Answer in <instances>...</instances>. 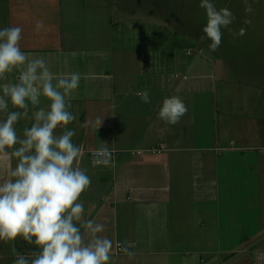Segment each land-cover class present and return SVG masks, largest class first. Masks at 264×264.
Returning <instances> with one entry per match:
<instances>
[{
    "label": "crops",
    "instance_id": "crops-1",
    "mask_svg": "<svg viewBox=\"0 0 264 264\" xmlns=\"http://www.w3.org/2000/svg\"><path fill=\"white\" fill-rule=\"evenodd\" d=\"M92 1L8 0L7 27L22 29L21 51L43 59L56 79L80 75L66 97L77 120L62 128L75 132L82 149L74 166L91 179L80 197L84 218L102 223L99 235L113 241L108 264H264V63L258 84L221 76V56L201 40L199 0L183 7L198 37L178 21L163 44L156 26L142 25L148 20L123 22L111 0ZM231 37V53L258 46ZM6 75L5 83H15L19 71ZM144 90L149 103L136 95ZM173 96L187 112L169 125L158 112ZM48 103L41 98L40 107ZM35 110L15 125L18 137ZM101 142L119 151L107 167L89 159ZM160 145L168 150L148 152ZM138 150L144 153H132ZM13 166L0 158V182ZM124 241L133 255L118 253Z\"/></svg>",
    "mask_w": 264,
    "mask_h": 264
},
{
    "label": "clouds",
    "instance_id": "clouds-1",
    "mask_svg": "<svg viewBox=\"0 0 264 264\" xmlns=\"http://www.w3.org/2000/svg\"><path fill=\"white\" fill-rule=\"evenodd\" d=\"M244 4L245 13L254 11L249 0ZM199 7L206 16L201 40L210 41L209 49L216 51L222 42V29L229 28L235 17L226 7L217 9L213 0H200ZM42 27L43 22L38 21L36 30ZM21 32L20 27L0 29V81L19 71L17 82L0 83V113H6L0 121V158L14 162L10 178L0 182V241L11 243L21 238L34 246L35 251L27 254L13 247V264H108L113 241L99 235L105 230L102 223L84 218L80 197L91 179L86 170L74 166L82 149L72 142L75 132L62 128L77 120L68 110L71 104L66 97L78 88L80 75L71 73L56 79L43 59L29 60L20 49ZM231 34L242 37L246 29ZM136 95L144 103L150 102L147 90ZM41 98L49 102L47 109L40 107ZM30 109H36L30 117L33 122L20 138L15 125L29 117ZM186 112L178 96L168 97L158 118L175 125ZM101 122L97 118L95 123L100 126ZM92 163L106 167L112 163L106 142L93 153ZM131 246L130 241H124L121 250L131 256Z\"/></svg>",
    "mask_w": 264,
    "mask_h": 264
},
{
    "label": "rangeland",
    "instance_id": "rangeland-1",
    "mask_svg": "<svg viewBox=\"0 0 264 264\" xmlns=\"http://www.w3.org/2000/svg\"><path fill=\"white\" fill-rule=\"evenodd\" d=\"M97 1L101 0H95L92 2L97 3ZM111 2L112 13L116 19L123 18V22L128 21L133 23L148 20L143 22L142 25L146 23L156 26L157 44H163L166 41L167 35L171 32L168 26L174 28L175 23L178 21H181L182 28L187 35H192L191 38L196 39L197 33L195 31L197 30L192 26L193 30L191 29V22L185 18L184 13V4L186 2L188 3V11H190L193 8L192 4L195 3L194 0H111ZM213 3L217 8H228L235 17L229 28L222 29V42L216 50L222 59L221 66L223 70L221 76L226 79L230 75L236 81L245 80L258 84L256 77L262 75V64L264 63L262 58L264 56V0H254V2L253 0H249V3L252 4L254 10L252 13H245L244 0H213ZM148 12L153 13L152 15H149ZM193 14L194 12H192L191 16H193ZM7 15L8 0H0V29L7 27ZM245 19H250L251 23L245 24ZM241 28L246 29V34L242 37H235L238 39L239 44L249 45L250 40H256L258 46L256 49L254 46H251V48L237 46L241 52L231 53V36H233L231 33L238 32ZM209 43L210 41H206L204 47H208ZM190 44L197 49L200 47V44ZM259 54L260 59L258 60L256 56ZM230 62H232L231 70L229 69ZM224 68H227L228 70L225 71ZM2 82L5 83V80ZM254 87H257V85H254ZM14 246L16 251L21 254L35 251L34 246L28 245L21 238H17L11 243L0 241V264H13V261L16 259V254L12 251Z\"/></svg>",
    "mask_w": 264,
    "mask_h": 264
},
{
    "label": "built area",
    "instance_id": "built-area-1",
    "mask_svg": "<svg viewBox=\"0 0 264 264\" xmlns=\"http://www.w3.org/2000/svg\"><path fill=\"white\" fill-rule=\"evenodd\" d=\"M167 150H168V149H167L165 146L160 145V146H158V147L155 146V147L150 148V149L148 150V152H149V153H153V154H160V153H162V152H164V151H167ZM95 151H96V150H92V151L89 152V159H90V162H91V163H92V161H93V153H94ZM110 151H111V159H112V161H113V160H115V159L117 158V156H118V154H119V151H117V150H110ZM142 153H144L143 150L133 151V154H136V155H141ZM92 164H93V163H92ZM98 166H101V165H98ZM121 245H122V244L118 243V246H117V251H118V253L123 252V251L121 250ZM200 264H208V262L201 261ZM220 264H227V262H226V261H223V262L220 263Z\"/></svg>",
    "mask_w": 264,
    "mask_h": 264
}]
</instances>
